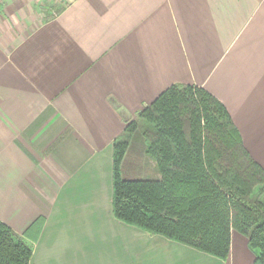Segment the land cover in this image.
Here are the masks:
<instances>
[{
  "label": "crops",
  "instance_id": "0c3cea01",
  "mask_svg": "<svg viewBox=\"0 0 264 264\" xmlns=\"http://www.w3.org/2000/svg\"><path fill=\"white\" fill-rule=\"evenodd\" d=\"M8 22L0 222L20 236L41 222L29 264H254L235 231L220 260L116 220L113 143L168 88L194 86L222 104L264 171V0H64L48 19ZM148 173L136 134L121 177Z\"/></svg>",
  "mask_w": 264,
  "mask_h": 264
},
{
  "label": "trees",
  "instance_id": "16d2710c",
  "mask_svg": "<svg viewBox=\"0 0 264 264\" xmlns=\"http://www.w3.org/2000/svg\"><path fill=\"white\" fill-rule=\"evenodd\" d=\"M137 120L113 143L116 220L220 260L235 231L256 253L254 264H264V171L222 104L202 88L173 85ZM137 130L149 173L124 180L121 163ZM29 231L20 236L0 222V264H29Z\"/></svg>",
  "mask_w": 264,
  "mask_h": 264
},
{
  "label": "rangeland",
  "instance_id": "374dc122",
  "mask_svg": "<svg viewBox=\"0 0 264 264\" xmlns=\"http://www.w3.org/2000/svg\"><path fill=\"white\" fill-rule=\"evenodd\" d=\"M63 4L64 0H0V26H5L8 21L12 25V17L15 25L20 27L48 19L55 16L62 9ZM138 133L137 130L132 136Z\"/></svg>",
  "mask_w": 264,
  "mask_h": 264
}]
</instances>
